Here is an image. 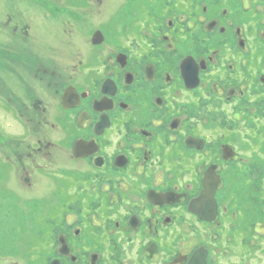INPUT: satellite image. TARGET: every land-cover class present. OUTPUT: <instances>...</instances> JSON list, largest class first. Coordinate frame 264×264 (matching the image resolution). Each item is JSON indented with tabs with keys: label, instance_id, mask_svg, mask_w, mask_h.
<instances>
[{
	"label": "flooded vegetation",
	"instance_id": "af4514ba",
	"mask_svg": "<svg viewBox=\"0 0 264 264\" xmlns=\"http://www.w3.org/2000/svg\"><path fill=\"white\" fill-rule=\"evenodd\" d=\"M2 2L0 264H264V0Z\"/></svg>",
	"mask_w": 264,
	"mask_h": 264
},
{
	"label": "rangeland",
	"instance_id": "374dc122",
	"mask_svg": "<svg viewBox=\"0 0 264 264\" xmlns=\"http://www.w3.org/2000/svg\"><path fill=\"white\" fill-rule=\"evenodd\" d=\"M41 1H39V4L36 6L33 5L31 2H28L26 0H22V7L25 11L32 12L33 14H36L38 16L36 21V26H61L60 21L58 20L57 16L53 19L46 20L42 16L40 8L43 6L41 4ZM5 5L0 0V18L2 11L4 9ZM105 15L106 20L109 21V25H113V22L111 21L112 18V10L107 11ZM80 26H86L84 22L81 23ZM10 121L11 118L8 117ZM18 188H0V234H9V233H15L16 230L13 228V225L16 222V214L15 210L9 208L8 203L12 201H16V192ZM9 191L12 193L11 196H8ZM28 218L30 220L36 219L34 215H29Z\"/></svg>",
	"mask_w": 264,
	"mask_h": 264
}]
</instances>
